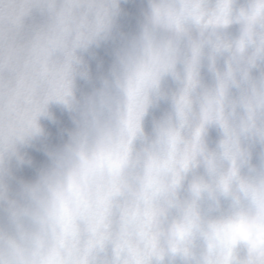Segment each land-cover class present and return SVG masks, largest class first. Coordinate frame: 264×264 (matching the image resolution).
<instances>
[{
	"label": "clouds",
	"instance_id": "obj_1",
	"mask_svg": "<svg viewBox=\"0 0 264 264\" xmlns=\"http://www.w3.org/2000/svg\"><path fill=\"white\" fill-rule=\"evenodd\" d=\"M0 264H264V0H0Z\"/></svg>",
	"mask_w": 264,
	"mask_h": 264
}]
</instances>
